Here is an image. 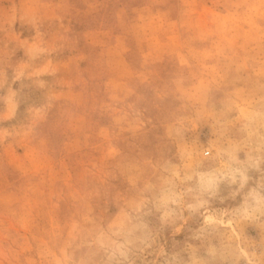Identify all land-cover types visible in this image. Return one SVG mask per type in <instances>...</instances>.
<instances>
[{
    "label": "rangeland",
    "instance_id": "1",
    "mask_svg": "<svg viewBox=\"0 0 264 264\" xmlns=\"http://www.w3.org/2000/svg\"><path fill=\"white\" fill-rule=\"evenodd\" d=\"M0 264H264V0H0Z\"/></svg>",
    "mask_w": 264,
    "mask_h": 264
}]
</instances>
